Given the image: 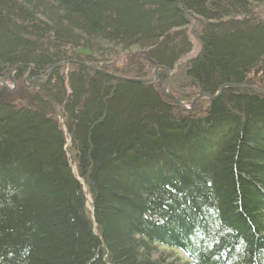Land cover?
Returning a JSON list of instances; mask_svg holds the SVG:
<instances>
[{
    "label": "trees",
    "instance_id": "trees-1",
    "mask_svg": "<svg viewBox=\"0 0 264 264\" xmlns=\"http://www.w3.org/2000/svg\"><path fill=\"white\" fill-rule=\"evenodd\" d=\"M13 71L0 264H264V0H0Z\"/></svg>",
    "mask_w": 264,
    "mask_h": 264
},
{
    "label": "water",
    "instance_id": "water-1",
    "mask_svg": "<svg viewBox=\"0 0 264 264\" xmlns=\"http://www.w3.org/2000/svg\"><path fill=\"white\" fill-rule=\"evenodd\" d=\"M159 68L164 69V70L168 73L167 79H166V81H165V83H164V85H163V91L165 92V94H166L167 96H169V97H171L172 99H174V100L176 101L177 104H179L180 106H182V107L185 108V109H188V110L193 109V107H194V106H195V105H196L201 99H203V98H208V99L211 100V102H213V101L216 100V98L221 94V92H222V90H223V89H220L221 91L219 90L220 92H219L218 95H216V96L207 95V94H205V93H200V94H198V95L192 100V102H191V107L188 108L187 106H185V104H184L183 101L177 99L174 95H171V94L168 92V86H169V83H170V76H171V71H170V69L167 68V67H159ZM159 68L156 69V72H155V76H154V78H151L150 80H141V79H139V80L126 79V80H129V81H140V82H150V81H154V80H156V74H157V70H158ZM14 70H15V69H14ZM30 73H31V68H30L29 75H30ZM13 74H14V71L10 74V80H11V81L13 80ZM29 75L27 76V80L29 79ZM41 78H43V76L38 77L37 79H41ZM116 78H118V79H123L122 77H118V76H116ZM29 82H30V84L32 83V81H29ZM0 84L3 85V86L6 87V88H9V84H8L7 82H3L1 79H0ZM224 86H229V87H232V88H246V87H247V88H249V89L256 90V91L259 90V89L255 88V87L246 86L245 84H228V85H224ZM74 173L76 174L75 171H74Z\"/></svg>",
    "mask_w": 264,
    "mask_h": 264
},
{
    "label": "rangeland",
    "instance_id": "rangeland-1",
    "mask_svg": "<svg viewBox=\"0 0 264 264\" xmlns=\"http://www.w3.org/2000/svg\"><path fill=\"white\" fill-rule=\"evenodd\" d=\"M193 43H194V53H195V52L197 51V49H198V45H197V43L195 42V40H193ZM167 75H168V74H167ZM153 78H154V77H153ZM28 80H29V79H28ZM154 81H155V80H154ZM150 82H152V81H150ZM169 84H170V83H169ZM226 85H228V84H226ZM9 88H10V90H13V89L15 88V84H14L12 81H11V83L9 84ZM225 88H232V87L224 86V85H223L220 89H223V90H224ZM220 89H219V90H220ZM219 90H218L217 94H215L214 96L218 95V93L221 91V90H220V91H219ZM223 90H222V91H223ZM221 93H222V92H221ZM219 96H220V95H219ZM219 96H218V97H219ZM218 97H217V98H218ZM217 98H216V99H217ZM201 100H202V99H201ZM206 100H208V99H206ZM213 102H214V101H213ZM211 103H212V102H211ZM190 105H191V104H185V106H188V107H189ZM73 170L76 172V167L73 166Z\"/></svg>",
    "mask_w": 264,
    "mask_h": 264
},
{
    "label": "bare ground",
    "instance_id": "bare-ground-1",
    "mask_svg": "<svg viewBox=\"0 0 264 264\" xmlns=\"http://www.w3.org/2000/svg\"><path fill=\"white\" fill-rule=\"evenodd\" d=\"M9 82V81H8ZM168 88H169V86H168ZM259 91V90H258ZM168 92H169V89H168ZM263 95H264V93H263ZM203 99H208V98H203ZM210 102H211V100L210 99H208ZM185 104V103H184ZM179 105V104H178ZM188 107V106H187ZM191 107V105L188 107V108H190ZM194 108V107H193ZM186 110H188V109H186ZM192 110V109H191Z\"/></svg>",
    "mask_w": 264,
    "mask_h": 264
}]
</instances>
